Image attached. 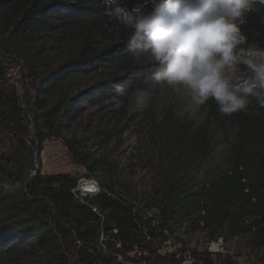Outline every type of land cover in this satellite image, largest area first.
I'll use <instances>...</instances> for the list:
<instances>
[{
	"label": "trees",
	"instance_id": "obj_1",
	"mask_svg": "<svg viewBox=\"0 0 264 264\" xmlns=\"http://www.w3.org/2000/svg\"><path fill=\"white\" fill-rule=\"evenodd\" d=\"M111 6L103 0H0V264H110L98 252L101 233L125 248L139 241L140 223L150 226L157 218L166 228L202 223L214 238L250 234L264 257V107L254 98L247 111L230 116L210 100L192 103L205 114L200 122L171 110L139 122L138 140L160 150L143 198L144 208L157 211L153 216L127 199V177L101 181V191L83 204L72 196V175H29L30 124L41 145L50 136L62 138L85 114L87 137L71 135L63 141L66 148L91 173L99 166L108 177L118 175L117 162L93 159L90 140L106 145L128 127L125 112L134 94L168 87L152 79L156 65L150 57L131 55L130 30L105 14ZM241 28L249 45L264 48V6L248 13ZM12 65L21 76L17 84L8 73ZM103 109L107 123L99 115ZM215 133L225 145L217 159ZM195 256L199 264H213L209 252Z\"/></svg>",
	"mask_w": 264,
	"mask_h": 264
},
{
	"label": "clouds",
	"instance_id": "obj_2",
	"mask_svg": "<svg viewBox=\"0 0 264 264\" xmlns=\"http://www.w3.org/2000/svg\"><path fill=\"white\" fill-rule=\"evenodd\" d=\"M106 15L130 30L136 59L150 57L152 79L183 89L195 106L214 101L224 116L247 111L250 98L264 107V48L248 44L241 26L264 0H125ZM115 91L121 93L122 86Z\"/></svg>",
	"mask_w": 264,
	"mask_h": 264
},
{
	"label": "rangeland",
	"instance_id": "obj_3",
	"mask_svg": "<svg viewBox=\"0 0 264 264\" xmlns=\"http://www.w3.org/2000/svg\"><path fill=\"white\" fill-rule=\"evenodd\" d=\"M139 3L140 0H137V4ZM8 73L11 76V80L17 84L16 81L21 78L18 67L12 65V68L8 69ZM117 106L118 104L114 107ZM163 110H171L179 116L186 115L194 122L202 121L205 116L202 110L192 106L190 97L185 94L183 89L178 90L168 86L161 88L157 94L147 95L141 92L134 94L125 112L126 118L131 119L127 125L128 127L106 145L90 140L93 144L87 146L90 153L93 154V159L107 161L112 165L115 162L119 164L118 175L112 176L110 174V179L107 174L108 171L103 170L99 166L93 169L91 173L85 166L76 164L63 142L64 139L74 134L79 137L81 135H86L84 137H87L88 133H85L84 130L88 123V120L84 119L86 114L82 118H77L75 123L70 124L62 133V138L50 136L41 145L36 141L31 119L27 117L28 122L31 124L26 142L31 149L33 160L29 175H34L37 171L44 175L67 173L75 177L76 181L80 178L96 179L99 186L101 181L104 183L116 182L117 176L122 179L127 177L130 180L127 199L131 200V204L134 207L143 210L142 212L146 216H153L157 211L154 208H144L145 201L143 198H146L144 194L148 191L147 184L150 183V179L158 171L157 169L155 170L152 163L154 164L157 160L153 156L154 153L156 151L159 153L160 150L152 151L150 146H145L138 140L139 131L141 130L139 122H144L146 117L153 114L156 116ZM107 112L108 110L103 109L99 113L100 117L103 118V122L106 123ZM124 119L123 122H125ZM212 130H214V127ZM217 133H215L217 144L212 151L213 159H217L225 150L220 134ZM6 187L12 189L10 185H6ZM72 196L79 203L88 204L89 197L80 201L73 194ZM95 213L101 218L102 213L100 214L99 211ZM161 223L158 218L152 221L151 227L140 223L138 229L135 230L139 234V241H133L130 245H126L125 248H123L121 241L114 237L106 236L105 240L100 241L104 246H101L99 240H97L98 252L103 258L110 257V264H118V262L119 264H137L141 261H146L150 264H199L200 261H197L195 255L202 252H209L213 264H263L264 262L262 250L252 245L250 234L222 239L221 243L216 246L213 243H217L219 236L214 238L215 233L202 225L193 229L184 227V224H175L166 228V226L161 227ZM162 229H166V233ZM147 236H149V239ZM166 239L168 241L165 242ZM116 241H119V246L117 247L113 244ZM210 243H212L213 247L210 246ZM78 244L76 241L77 246ZM209 247L211 248L210 250L208 249ZM138 250L141 252L140 255L137 254ZM174 251L179 252L178 262H175L171 257ZM189 255L195 258L196 261L188 262Z\"/></svg>",
	"mask_w": 264,
	"mask_h": 264
},
{
	"label": "built area",
	"instance_id": "obj_4",
	"mask_svg": "<svg viewBox=\"0 0 264 264\" xmlns=\"http://www.w3.org/2000/svg\"><path fill=\"white\" fill-rule=\"evenodd\" d=\"M101 191V188L99 186V183L96 179L93 178H80L76 181L75 185L72 187L71 192L74 195L75 198H78L80 201H83L84 198L87 197H91L94 196L96 194H98ZM93 212H98L97 208L95 206H90ZM200 225H202V223H200ZM253 230V229H252ZM116 229H112V233H116ZM164 233H166V229L163 230ZM144 233H146L144 231ZM106 235L104 234H100L99 237V242L105 240ZM147 238L149 239V236H147ZM168 241V239L165 240V242ZM222 241V237L217 238V243H213L214 245H218L219 243H221ZM77 243L80 244L79 241H77ZM78 244V245H79ZM113 244H115V246H119V241L114 242ZM100 245L104 246L103 243L100 242ZM210 246L213 247L212 243H210ZM209 250L211 249L210 247L208 248ZM137 254L140 255L141 252L138 250ZM173 256L175 259H179V252L174 251ZM189 260L188 262H191L195 260V258L191 257L190 255L188 256ZM100 264H106V263H100ZM137 264H150L147 263L146 261H141L140 263L138 262ZM179 264V263H176Z\"/></svg>",
	"mask_w": 264,
	"mask_h": 264
},
{
	"label": "water",
	"instance_id": "obj_5",
	"mask_svg": "<svg viewBox=\"0 0 264 264\" xmlns=\"http://www.w3.org/2000/svg\"><path fill=\"white\" fill-rule=\"evenodd\" d=\"M75 264H80V263H75Z\"/></svg>",
	"mask_w": 264,
	"mask_h": 264
}]
</instances>
